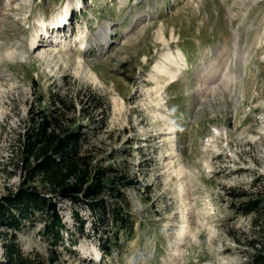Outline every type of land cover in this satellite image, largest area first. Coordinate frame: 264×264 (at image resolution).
Segmentation results:
<instances>
[{
	"label": "rangeland",
	"instance_id": "obj_1",
	"mask_svg": "<svg viewBox=\"0 0 264 264\" xmlns=\"http://www.w3.org/2000/svg\"><path fill=\"white\" fill-rule=\"evenodd\" d=\"M68 7L69 25L43 35L41 22L51 28ZM57 39L67 51L50 50ZM12 46L23 48L24 61L7 57ZM180 53L178 80L155 95L156 66L171 69L167 58L180 62ZM63 102L75 103V126H88L83 149L96 167L133 181L117 183L123 202L107 196L133 226L112 224L111 213L102 225L57 198L69 232L55 242L43 234L51 214L36 213L17 236L26 256L44 264H247L264 249V205L243 213L246 201L264 199V0H0V199L23 183L21 136L33 115L55 106L64 113Z\"/></svg>",
	"mask_w": 264,
	"mask_h": 264
},
{
	"label": "trees",
	"instance_id": "obj_2",
	"mask_svg": "<svg viewBox=\"0 0 264 264\" xmlns=\"http://www.w3.org/2000/svg\"><path fill=\"white\" fill-rule=\"evenodd\" d=\"M63 105L66 111L61 114L62 109L56 106L50 112L38 111L33 115L32 126L21 136L24 180L15 192L0 199V229L4 230L0 236L5 240V253L0 264H44L40 257L23 253L17 236L26 222L34 224L32 220L36 213L47 212L51 214V220L45 223L43 234L54 237L55 242L63 239V231L69 230L59 214L57 198L70 201L74 208H87L102 225L108 222L106 216L111 213L112 224L124 228L133 226L128 222L125 209L119 204L110 205L107 200V196L113 195L117 202H123L125 194L117 183L132 185L133 181L126 177L111 178L107 169L96 167L93 154L83 149L88 126H75V121L68 117L77 110L74 102H63ZM84 106L82 112L86 115L87 107ZM35 182L42 189L34 185ZM263 205V198L250 199L241 212H261ZM72 214L83 227L80 211L74 209ZM247 264H264V249L251 254Z\"/></svg>",
	"mask_w": 264,
	"mask_h": 264
},
{
	"label": "bare ground",
	"instance_id": "obj_3",
	"mask_svg": "<svg viewBox=\"0 0 264 264\" xmlns=\"http://www.w3.org/2000/svg\"><path fill=\"white\" fill-rule=\"evenodd\" d=\"M71 14H72L71 8L68 7L66 9V12H64L62 18L59 21L52 22L50 24L51 28L48 27V24L45 21L41 22V32H42V34L49 35L50 33H54L55 30L60 32L63 29V27H66V26L69 25ZM60 24H62V25H60ZM64 30H66V29H64ZM100 35L106 37V34L103 32V30L100 31ZM102 40H105L104 37H102ZM32 42H33V47H36V49H38L41 46V44L39 43V40L37 38H34ZM56 42L57 43H55V44L48 45L52 52L59 51V49L60 50H64V51L68 50V48H65V47L61 46L62 45V40L57 39ZM6 54H7V57L9 59H17L19 61H24L25 58H26L23 48L18 47V46H12L11 48L8 49ZM183 55L181 54V58H180L181 61L180 62L175 60V59H172V58H167V60L169 61L170 65H171V69L168 68L169 64H168L167 67H165V66L161 67V66H158V65L156 66V69H157V72H158L157 76H159V77H155L154 78L155 81H156L155 84L157 85V88L155 90V95L158 96V94H160V92H162V90L167 85H169V84L173 83L174 81L178 80L179 75L181 74V69H182L181 64H183V62L185 61V59L183 58ZM226 64L227 63L224 61V67H227ZM220 66H221V63L218 64V69L217 68H215L214 70L212 69L214 72L213 73L211 72V75L207 78V84L213 85L216 82V80H214V77H215V74L219 72ZM208 68H207V70H210ZM217 70H218V72H217ZM222 72L223 71H220V73H222ZM202 75H204V74H202ZM219 75L220 74H218V76ZM160 96H161V94H160ZM170 127H171L170 129L172 130L173 129V125H171ZM182 232H184V231H182ZM92 256H93L92 260H94V261L95 260L98 261L101 258L100 252L98 250H95V253L93 252Z\"/></svg>",
	"mask_w": 264,
	"mask_h": 264
}]
</instances>
